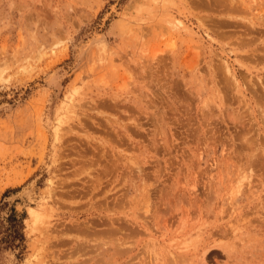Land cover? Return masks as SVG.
<instances>
[{
    "label": "rangeland",
    "instance_id": "374dc122",
    "mask_svg": "<svg viewBox=\"0 0 264 264\" xmlns=\"http://www.w3.org/2000/svg\"><path fill=\"white\" fill-rule=\"evenodd\" d=\"M233 2L0 0V236L12 210L22 233L0 264H75L76 221L99 230L81 264H117V238L128 264L184 241L264 264V35L238 17L264 0Z\"/></svg>",
    "mask_w": 264,
    "mask_h": 264
},
{
    "label": "bare ground",
    "instance_id": "6f19581e",
    "mask_svg": "<svg viewBox=\"0 0 264 264\" xmlns=\"http://www.w3.org/2000/svg\"><path fill=\"white\" fill-rule=\"evenodd\" d=\"M226 4L229 6V8H232V9H240V6L238 5V4H235L234 2H233V0H226ZM243 5V4H242ZM248 9H242V10H240V14H239V18L240 19H242L243 21V24H245L246 25V28L249 30V29H251V30H257V31H259L260 29L261 30H263V35H264V17L262 16V15H260L256 20H255V18H253L251 15L250 16H248V17H246V14H247V11ZM250 13V12H249ZM169 21H172L171 19H169ZM175 21H177V20H174L173 22H175ZM241 22V23H242ZM177 23H179L178 21H177ZM249 33H251L250 31H248ZM260 33H262V32H260ZM259 33V34H260ZM260 39V41H261V43H263V47H264V36L263 37H259ZM250 43V42H249ZM242 44H244V43H242ZM245 44H248V43H246L245 42ZM245 46V45H244ZM252 50V49H251ZM253 52V51H252ZM254 61V60H253ZM257 62V61H256ZM230 65H228L227 63H223L222 64V67L221 68H223V70L225 71V74L226 73H228L229 75V77L232 79V81L233 82H236L237 81V83H239V85L238 84H236L235 83V85H238V91H239V93H242V95H245L244 94V92H243V90L240 88V87H242V84H241V82H239L238 80H237V77H236V75H235V73L231 70V68L229 67ZM220 68V69H221ZM248 69V68H247ZM223 71V72H224ZM264 73V72H263ZM235 85H234V87H235ZM264 92V91H263ZM221 101V100H220ZM219 101V102H220ZM222 102V101H221ZM252 104L254 105V103H253V101H252ZM250 114H254L253 113V111L255 110V108H254V106L252 107V105L250 106ZM260 112H262V110L260 109ZM256 115V114H255ZM255 117V116H254ZM262 118H264V114H262ZM232 119H233V117H232ZM264 120V119H263ZM264 124V123H263ZM244 136V135H243ZM245 138V137H244ZM247 140V139H246ZM264 145V144H263ZM263 147V146H262ZM261 149H263L264 150V148H261ZM88 168H89V166H86L85 168H84V171H80L79 173L81 174V173H84V174H87V176H89V178H91V180L94 182V184L95 183H99V177L97 178L96 176L97 175H93V174H91V170H88ZM243 173L239 176V178L237 179V184H236V190L237 191H239L240 190V188H241V186L243 185V183H244V180H246L247 181V183H249V182H251V180H249V174H247L244 170L242 171ZM75 173V172H74ZM75 175H78V174H76L75 173ZM93 177H95V178H93ZM90 181V180H89ZM94 191V187L92 188L91 187V189L89 190V192H88V194H92V192ZM95 194V193H94ZM74 194L72 193L70 196H73ZM91 196V195H90ZM98 224V223H97ZM90 225H91V223H90ZM69 226H71V227H69L70 229H73L72 231H75V233L76 232H78L80 235H81V233L83 234L82 236H79V235H74V239L72 240V242L73 243H75V247H74V245H73V249H74V252H71V254L70 253H68V256L70 257V258H72L74 255V259L72 260V262H75V264L77 263V262H79V261H75L76 259H78L80 256H82V255H84V254H86V252H87V245L89 246V244L91 243V242H94V239H92V237L90 238V237H88L86 234H88V233H94V232H96V230L94 231V232H92L93 231V228L95 227V226H93V225H91V226H89V224H82L81 225V223L79 222V224H78V222L76 221V222H74V223H72V225L71 224H69ZM92 227V228H91ZM107 228H105L106 230L109 228L108 226H106ZM110 227H111V224H110ZM67 229V228H66ZM90 229H92L91 230V232H90ZM95 229V228H94ZM104 229V230H105ZM111 229H113V228H111ZM110 228H109V230H111ZM98 230V229H97ZM105 230V231H106ZM108 230V231H109ZM99 231V230H98ZM97 231V232H98ZM102 231V230H101ZM107 231V232H108ZM96 232V233H97ZM111 232V231H110ZM100 233V232H99ZM102 233V232H101ZM94 235V234H93ZM96 235V234H95ZM71 237H69V239H70ZM66 240V241H70V240ZM72 239V238H71ZM61 240V239H60ZM120 240V238H117V246H114V252L115 253H118L119 254V256H118V258H117V261H116V263L117 264H128V262L129 261H127L126 262V259H124V257H125V254H123L122 252H126V251H123V250H125L126 248H123L122 247V245H125L126 244V242L125 241H119ZM61 242H62V240H61ZM71 242V241H70ZM106 242H110L109 240H107ZM100 243H96L95 244V246H96V248H98L100 245H99ZM90 245H92L93 246V244H90ZM91 246V247H92ZM90 247V248H91ZM72 248V247H71ZM95 248V249H96ZM72 249V250H73ZM99 249V248H98ZM176 250H179L177 253L176 252H169L168 253V257H167V260H166V263L165 264H186V263H188V260L189 259H187V257L185 258V256L183 255V254H185V253H190V245L187 243V242H183L182 244H180V246L178 245V246H176V248H175ZM67 253V252H66ZM72 253H74V255L72 254ZM127 255H129V254H127ZM190 255V254H189ZM90 257V256H89ZM84 258H86V257H83L82 259H84ZM91 258V257H90ZM90 258H87V259H84V260H89ZM166 258V257H165ZM100 259V258H99ZM98 259V260H99ZM186 259V260H185ZM81 262V261H80ZM78 263V264H81V263ZM93 262V261H92ZM132 263V262H131ZM130 263V264H131ZM82 264H84V262L82 263ZM88 264V263H87ZM189 264V263H188ZM192 264V263H191Z\"/></svg>",
    "mask_w": 264,
    "mask_h": 264
},
{
    "label": "trees",
    "instance_id": "16d2710c",
    "mask_svg": "<svg viewBox=\"0 0 264 264\" xmlns=\"http://www.w3.org/2000/svg\"><path fill=\"white\" fill-rule=\"evenodd\" d=\"M16 212L12 210L8 218V225L4 228V233L0 236V242L5 243L6 246L13 244L15 240L22 239V233L20 231L21 218L15 219Z\"/></svg>",
    "mask_w": 264,
    "mask_h": 264
}]
</instances>
